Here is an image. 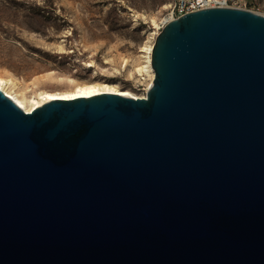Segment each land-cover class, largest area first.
I'll return each instance as SVG.
<instances>
[{
	"label": "water",
	"instance_id": "water-1",
	"mask_svg": "<svg viewBox=\"0 0 264 264\" xmlns=\"http://www.w3.org/2000/svg\"><path fill=\"white\" fill-rule=\"evenodd\" d=\"M145 96L0 91V264H264V14L155 36Z\"/></svg>",
	"mask_w": 264,
	"mask_h": 264
},
{
	"label": "rangeland",
	"instance_id": "rangeland-1",
	"mask_svg": "<svg viewBox=\"0 0 264 264\" xmlns=\"http://www.w3.org/2000/svg\"><path fill=\"white\" fill-rule=\"evenodd\" d=\"M169 1L0 0V75L26 84L31 94L65 88L50 79L39 82L50 74L101 79L142 95L149 77L135 68L145 63V44L156 36L151 33L169 20ZM244 3L264 14V0Z\"/></svg>",
	"mask_w": 264,
	"mask_h": 264
},
{
	"label": "bare ground",
	"instance_id": "bare-ground-1",
	"mask_svg": "<svg viewBox=\"0 0 264 264\" xmlns=\"http://www.w3.org/2000/svg\"><path fill=\"white\" fill-rule=\"evenodd\" d=\"M151 34L157 35V31H153ZM153 42L145 44L144 51V64L139 65L135 68L137 72L145 71L149 77V81L146 83L145 90L148 88L150 80L153 78V70L150 64L151 61V49ZM59 51L63 52L64 48H58ZM91 66L89 62L87 64ZM97 75L96 70H93V78ZM50 79L56 83L64 84L63 89L61 90H39L31 94V88L26 84L16 85V81L10 76L0 75V91L5 94L8 98L13 100L18 106H20L25 112H31L35 107L40 106L43 102H46L51 99H74L79 97H92L98 94L112 93L119 94L122 96H129L133 98H142L145 96V93L142 95H137L130 92L127 89H121L116 83L107 82L101 79H92L89 81H79L72 77H53L52 75H47L41 79ZM32 84H37V81L32 82ZM37 96V97H36Z\"/></svg>",
	"mask_w": 264,
	"mask_h": 264
},
{
	"label": "built area",
	"instance_id": "built-area-1",
	"mask_svg": "<svg viewBox=\"0 0 264 264\" xmlns=\"http://www.w3.org/2000/svg\"><path fill=\"white\" fill-rule=\"evenodd\" d=\"M209 7H234L248 9L245 6L244 0H171L168 3V21L176 19L183 14Z\"/></svg>",
	"mask_w": 264,
	"mask_h": 264
},
{
	"label": "trees",
	"instance_id": "trees-1",
	"mask_svg": "<svg viewBox=\"0 0 264 264\" xmlns=\"http://www.w3.org/2000/svg\"><path fill=\"white\" fill-rule=\"evenodd\" d=\"M249 5H252L251 3H249Z\"/></svg>",
	"mask_w": 264,
	"mask_h": 264
}]
</instances>
